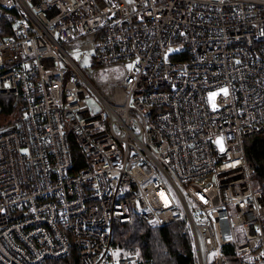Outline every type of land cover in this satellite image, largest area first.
I'll list each match as a JSON object with an SVG mask.
<instances>
[{"label":"built area","instance_id":"1","mask_svg":"<svg viewBox=\"0 0 264 264\" xmlns=\"http://www.w3.org/2000/svg\"><path fill=\"white\" fill-rule=\"evenodd\" d=\"M80 53L124 69L108 96ZM1 95V264H135V214L185 220L199 264H264V0H0Z\"/></svg>","mask_w":264,"mask_h":264},{"label":"trees","instance_id":"2","mask_svg":"<svg viewBox=\"0 0 264 264\" xmlns=\"http://www.w3.org/2000/svg\"><path fill=\"white\" fill-rule=\"evenodd\" d=\"M15 102V96L1 95L0 112L11 116L16 110ZM245 149L255 169L254 188L264 191V133L246 137ZM115 244L122 252L137 253L139 259L135 264H199L192 233L185 220L155 226L135 214L130 222L117 227ZM233 251L231 246L224 249L231 263L235 262Z\"/></svg>","mask_w":264,"mask_h":264},{"label":"rangeland","instance_id":"3","mask_svg":"<svg viewBox=\"0 0 264 264\" xmlns=\"http://www.w3.org/2000/svg\"><path fill=\"white\" fill-rule=\"evenodd\" d=\"M74 57L80 63L84 72L100 88L105 96L109 95L113 85L124 75V69L119 65L100 67L92 64L89 55H85L84 53L75 54ZM88 101L93 107L104 110L103 106L93 93H91ZM235 230L236 232L241 233L240 228H236ZM48 263H50V261L45 264Z\"/></svg>","mask_w":264,"mask_h":264},{"label":"snow or ice","instance_id":"4","mask_svg":"<svg viewBox=\"0 0 264 264\" xmlns=\"http://www.w3.org/2000/svg\"><path fill=\"white\" fill-rule=\"evenodd\" d=\"M226 91V90H225ZM26 151V150H25ZM257 231H259V229H257ZM230 238V237H229Z\"/></svg>","mask_w":264,"mask_h":264},{"label":"bare ground","instance_id":"5","mask_svg":"<svg viewBox=\"0 0 264 264\" xmlns=\"http://www.w3.org/2000/svg\"><path fill=\"white\" fill-rule=\"evenodd\" d=\"M232 247V246H231ZM233 248V247H232Z\"/></svg>","mask_w":264,"mask_h":264},{"label":"water","instance_id":"6","mask_svg":"<svg viewBox=\"0 0 264 264\" xmlns=\"http://www.w3.org/2000/svg\"><path fill=\"white\" fill-rule=\"evenodd\" d=\"M5 130V129H4Z\"/></svg>","mask_w":264,"mask_h":264}]
</instances>
